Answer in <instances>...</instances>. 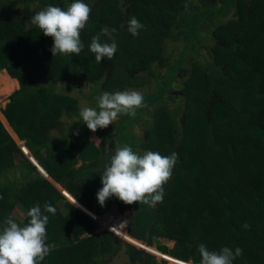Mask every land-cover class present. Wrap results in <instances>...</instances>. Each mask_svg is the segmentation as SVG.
Returning <instances> with one entry per match:
<instances>
[{"label":"trees","instance_id":"16d2710c","mask_svg":"<svg viewBox=\"0 0 264 264\" xmlns=\"http://www.w3.org/2000/svg\"><path fill=\"white\" fill-rule=\"evenodd\" d=\"M90 1L83 0L92 9L80 33L84 49L79 56L53 57V39L31 18L48 5L66 10L74 0H0V72L7 73H0V93L12 94L0 111V227L15 204L26 214L37 203L42 211L48 203L56 210L45 213L46 243L52 251L40 264H103L123 244L108 232L92 235L96 225L54 187L59 186L89 212L101 215L111 206L119 212L133 210L136 227L131 232L141 226L145 235L152 221L148 244L152 238L173 243L169 250L158 246L173 259L186 262L192 251L199 264L203 243L210 251L241 248L243 254L233 264H264V0H250L248 6L244 0H131L126 20L123 0ZM231 12L235 15L221 22ZM131 16L145 26L136 37L127 31ZM123 23L125 28L118 29ZM103 26L116 29L118 50L113 60L97 63L89 45ZM100 39L111 42L106 36ZM200 39L213 41L207 46L210 62L182 67L202 46ZM166 40L182 44L169 62L161 59ZM155 60L164 66L157 77L150 69ZM84 85L90 93L82 98L97 110L102 92L143 93L147 107L134 118L120 115L113 126L117 147L111 130L93 133L83 123L70 94L80 93ZM62 118L69 122L61 123ZM178 118L183 127H177ZM142 122L145 129L137 139L132 130ZM58 127L60 139L55 138ZM90 132L100 139L98 146L89 141ZM106 141L110 150L103 151ZM124 144L141 154H177L163 201L125 206L111 197L97 209L96 193L111 149ZM29 219L25 215L19 224Z\"/></svg>","mask_w":264,"mask_h":264},{"label":"clouds","instance_id":"9594fccd","mask_svg":"<svg viewBox=\"0 0 264 264\" xmlns=\"http://www.w3.org/2000/svg\"><path fill=\"white\" fill-rule=\"evenodd\" d=\"M91 11L90 5L84 3L83 0H74L66 10L58 6H46L34 13L31 22L46 37L53 39V45L50 48L53 57L58 54L79 56L84 49L80 33L87 25ZM144 27L135 16H131L127 23V31L133 37L138 36L140 30ZM115 31L114 28L110 29L103 26L100 33L91 38L89 51L95 54L97 63H101L104 58L109 61L113 60L118 50L113 37ZM101 36L109 37L111 42H101ZM97 102L99 110L85 106L79 111L83 123L93 133L98 129H105L112 125L120 115H128L134 118L138 109L147 107L143 93L138 90H124L113 93L105 91L97 97ZM95 141H99V138H96ZM21 152L23 153L22 150ZM177 162L178 156L175 152L167 156L153 151H145L141 154L134 151L128 144L118 147L115 154L110 157V162L105 165L102 171L100 181L102 187L96 193L98 203L103 206L107 199L114 196L128 205L138 202L155 206L163 201L165 195L163 186L171 179ZM112 207L101 215L95 212L92 213L103 220L107 215H110ZM55 211V208L48 203L44 205L42 211L41 206L37 203L27 211L26 215L30 219L23 226L17 223L12 216L5 219L3 227H0V264H40L52 251V247L46 243V226L49 217L45 213L55 214ZM128 213V210L123 212L118 210V214L124 220L120 222L114 220L117 227L110 225L109 219L106 220V224L118 232H125V235L134 240L135 238L131 236L130 230L128 231L129 221L131 220L128 218ZM88 219L96 225V229L100 228L102 230L101 233L108 232L119 241L121 240L123 246L118 247L117 252L112 257H115L122 247L127 249L125 246H128L135 250L129 251L127 249L128 254L131 255V264H143L141 260H144L147 256L152 257L153 260L166 262L148 254L141 248L127 243L107 227H101L100 223L94 219L90 217ZM139 243L152 248L148 241ZM198 250L201 257L199 264H233L235 258L243 254V250L239 247L234 252L228 247H223L219 251H210L203 243L199 245ZM134 252L140 253V256H136L135 260H133L132 255ZM110 259L111 256H108L101 261L106 264ZM185 264H196V261L192 259L186 261Z\"/></svg>","mask_w":264,"mask_h":264},{"label":"rangeland","instance_id":"374dc122","mask_svg":"<svg viewBox=\"0 0 264 264\" xmlns=\"http://www.w3.org/2000/svg\"><path fill=\"white\" fill-rule=\"evenodd\" d=\"M93 1H98V0H91L90 2H89V4H92L93 3ZM100 1V0H99ZM249 1L250 0H244V2L247 4V6L249 5ZM130 2H131V0H123V3H122V5H121V10H122V17H123V19H127V15H126V11H127V9L129 8V6H130ZM201 6H203V4H201ZM34 8L32 9V12H34ZM234 12V11H233ZM233 12H231L230 13V15H227L225 18H223V19H221V22H225L226 20H228L230 17H233L234 15H235V13H233ZM12 14H14V13H12ZM16 16L18 17V15L16 14ZM13 17H14V15H13ZM123 28H125V24L123 23V24H121V25H119L118 26V29H123ZM200 42H202V46L200 47L199 46V48H196V50H198L197 52L195 51V52H193V53H191V57L189 58H186V61L183 63V66L182 67H185L187 64H189V63H192V62H196V63H199V64H202V63H205V62H210V60H211V55H210V53H209V51H208V45L209 44H213V41L212 40H209V39H200ZM182 48V44L180 43V41H176V42H171L170 40H166L164 43H163V46H162V54H161V59L163 60V61H165V62H169V60H173L174 58H175V55L180 51V49ZM187 55H189V52L187 51ZM182 56H184V54H182ZM182 56L181 55H179V57L180 58H182ZM172 57V58H171ZM177 62V61H176ZM10 63L11 62H7V64H9L10 65ZM152 66L150 67V69L152 70V74L154 75V77H157V76H160L158 73H163L164 71H163V68H164V66H160V64H159V61H157V60H155V61H153L152 62V64H151ZM2 73H5V71L3 70V71H1ZM0 72V73H1ZM6 74V73H5ZM146 74V73H145ZM144 74V75H145ZM182 74V73H181ZM138 75H143V74H141V73H137V74H135V76H138ZM177 81H178V83L179 82H181V78H179L178 77V79H177ZM16 84V83H15ZM179 84H181V83H179ZM88 85V84H87ZM149 85H150V88L153 86V80L151 79V81H150V83H149ZM178 84L175 82V84H174V86L173 85H171V89H173V88H176V86H177ZM82 91L79 93V90H75L74 92H72L71 94H70V97H74V98H76L77 99V101H78V107H80V108H82V107H90L89 106V102L88 101H85L82 97L83 96H88L89 95V90H88V88H87V86L86 85H84V86H82ZM17 90V89H16ZM15 90V91H16ZM99 90H100V88H99ZM0 91H1V89H0ZM168 91V90H167ZM175 93H177L176 91H174ZM158 94H159V92L155 95V98L157 99V96H158ZM11 95V94H10ZM9 95V96H10ZM9 96H3V93H0V111L1 110H3L4 109V107L7 105V98L9 97ZM151 98V97H150ZM92 100L94 99L95 100V98L94 97H92L91 98ZM158 100V99H157ZM151 101V103H149V104H153V100H152V98L149 100V102ZM169 102H170V98H169ZM183 103V102H182ZM177 104V103H176ZM143 113H141L140 115H142ZM150 115V114H149ZM73 121H74V119H72ZM62 122L61 123H65V122H69V121H67L65 118H62V120H61ZM177 127H183L184 126V121H183V119L182 118H178L177 120ZM117 123V120L116 121H114L113 122V124L112 125H109L107 128H105V129H100V131L101 132H108V131H110L111 130V136H112V138H111V142L113 141V147L115 146V147H117V142H114V138H113V132H114V125ZM144 126H145V123L144 122H142V123H139V124H136L135 126H134V128H133V130H132V135L134 136V137H136L137 139H140L141 137H142V135H143V132H144ZM113 130V131H112ZM7 131V130H6ZM57 132H56V136H55V138L56 139H60L59 137H61L62 136V133H63V130L60 128V127H58V129L56 130ZM96 136L93 134V133H89L88 134V139H89V141L91 142V143H93L95 146H98L99 144H100V139H99V141H95L96 140ZM102 149H103V151L105 150V149H107V150H110L109 149V147H108V142L106 141L105 142V145L102 147ZM115 148H113V149H111V156L112 155H114L115 154ZM30 159H32V158H30ZM78 166H80V164L78 163L77 164V167ZM113 198H114V201L115 202H122L121 200H119L118 198H116V197H114L113 196ZM124 203V202H123ZM124 205L125 206H129L128 204H125L124 203ZM102 208V206L98 203L97 204V209H101ZM132 213H134L133 212V210H130L129 211V213H128V218L129 219H132L131 217H132ZM25 212L23 211V209H22V207L19 205V204H15V206L12 208V210H11V213L10 214H8V217L9 216H12V218L16 221V222H18V223H20V222H22L24 219H25ZM146 217V219H145V222H148V220H149V218H147V214H144ZM108 216V219H109V221L110 220H114V219H110L111 218V214L110 215H107ZM98 222L100 223V225H101V227H104V224L102 223L103 221H99L98 220ZM134 221H129V228H128V231L129 230H133L136 226L134 225V223H133ZM150 223H152V221L150 222ZM107 226H108V224H106ZM109 227V226H108ZM107 227V229H109V230H111V231H114V232H116V233H118V235H119V237L120 238H122V239H126L125 237H124V234L122 233V232H118L116 229H112L111 227L110 228H108ZM115 227H117V225H115ZM147 228H148V226L145 228V231L147 230ZM101 229L99 228H97L95 231H94V233L92 234V235H98V234H101ZM136 234L135 235H133V238H135L138 242H144V239H143V237H144V235H143V230H142V227L141 226H137V228H136ZM143 236V237H142ZM127 240H128V242H130L131 244L133 243V241L134 240H132L131 238H129V237H127ZM121 241V240H120ZM151 244H152V246H153V248H157L158 246H157V243L155 242V240L152 238V241L150 242ZM158 244H160V245H166L167 244V246L168 247H171V244H173V243H168V242H162V240H159L158 241ZM141 247H145L144 245H140ZM131 251H135V250H133V249H131ZM132 255H133V260H135L136 259V256H140V253H132ZM147 261H150L149 262V264L153 261V258L152 257H150V256H147ZM159 262H157L158 264H161V263H163L162 261H160V260H158ZM104 262V261H103ZM165 264H168V263H166L165 262Z\"/></svg>","mask_w":264,"mask_h":264},{"label":"crops","instance_id":"0c3cea01","mask_svg":"<svg viewBox=\"0 0 264 264\" xmlns=\"http://www.w3.org/2000/svg\"><path fill=\"white\" fill-rule=\"evenodd\" d=\"M15 83H16V89L18 90L19 89V86H18V84H17V82L15 81ZM16 90V91H17ZM29 156V155H28ZM29 157H31V156H29ZM44 173V172H43ZM46 175V174H45ZM45 175H43V176H45ZM45 177H47L46 179H48L50 182H53V181H51V179H49V177L46 175ZM55 187H57L58 188V190L63 194V196H64V198L67 200V201H69L73 206H75L79 211H81L82 213H84L85 215H87L88 217H90V218H92V219H94L95 221H97L98 222V220L101 222L102 220H101V218H98V217H96L92 212H89V211H87L84 207H82L79 203H77L73 198H71L65 191H63L59 186H55ZM67 195H66V194ZM106 220H108V217H105L104 219H103V224H104V227H106L107 225H106ZM130 233H131V236L133 237V235H135L136 234V232L134 231V232H131L130 231ZM124 234V233H123ZM124 237L126 238V239H123L124 241H126L127 243H129V244H131L130 242H128V240H127V235H125L124 234ZM144 239V238H143ZM135 241H133V243L131 244V245H133V246H135V247H137V248H141V249H143V250H146V249H148V250H153V251H155L157 254L155 255V254H152L151 253V255H153V256H155V257H157V259H163L164 261H166L168 264H185V262H183V261H179V260H176V259H173V258H170L168 255H162V254H160L161 252H160V250L158 249V247L155 249V248H153V246H152V244H151V246H152V248H146V246L145 247H141L140 245H142V244H140L139 242H137L136 241V239H134ZM159 240H162V242H165L166 240H164V239H156V243H157V246H163V247H165V248H167L168 250L169 249H171L172 247H173V244H171V247H168L167 246V244L166 245H160V244H158V241ZM167 242V241H166ZM142 243V242H141ZM168 243H171V242H168ZM160 252V253H158V252ZM115 254H113L112 256H114ZM111 256V257H112ZM190 256H192L191 254L188 256V258L190 257ZM193 257V256H192ZM188 258H187V261H188ZM96 262H98V261H96ZM156 262H159L158 260H156ZM151 264V263H150Z\"/></svg>","mask_w":264,"mask_h":264},{"label":"water","instance_id":"95a60500","mask_svg":"<svg viewBox=\"0 0 264 264\" xmlns=\"http://www.w3.org/2000/svg\"><path fill=\"white\" fill-rule=\"evenodd\" d=\"M0 117H2V115H1V113H0ZM3 118V117H2ZM0 122L2 123V121L0 120ZM3 124V123H2ZM5 128V127H4ZM8 132V131H7ZM9 134V133H8ZM12 138V137H11ZM13 140V139H12ZM15 143H16V141L15 140H13ZM18 141V140H17ZM22 144V143H21ZM16 145H17V143H16ZM18 146V145H17ZM22 146H23V144H22ZM26 156V155H25ZM26 158L32 163V165L34 166V168L43 176V174L41 173V170L39 169L40 167H39V165L36 163V165L31 161V159L29 158V157H27L26 156ZM45 179L47 178V177H45V176H43ZM50 179V178H49ZM48 180V179H47ZM49 181V180H48ZM52 181V180H51ZM50 182V181H49ZM51 183V182H50ZM53 186H54V182H52L51 183ZM55 187V186H54ZM56 188V187H55ZM60 192V191H59ZM61 193V192H60ZM62 194V193H61ZM63 195V194H62ZM75 207V206H74ZM151 225H152V223H150L149 225H148V228H147V230L145 231V235H144V242H147L148 241V238H149V230H150V227H151ZM191 255H192V251H191ZM193 259V257L192 256H190L189 258H188V261L189 260H192ZM108 261H110V260H108ZM107 261V262H108ZM110 264H131V255H129L128 254V251H127V249H125V248H121L120 250H119V252L116 254V256L115 257H111V263Z\"/></svg>","mask_w":264,"mask_h":264},{"label":"built area","instance_id":"2783aa9c","mask_svg":"<svg viewBox=\"0 0 264 264\" xmlns=\"http://www.w3.org/2000/svg\"><path fill=\"white\" fill-rule=\"evenodd\" d=\"M110 214H111V218L114 219L116 222H120L123 221L124 219L122 217H120V215L118 214V209L117 207L113 206L110 209ZM114 220H110V225H115Z\"/></svg>","mask_w":264,"mask_h":264},{"label":"bare ground","instance_id":"6f19581e","mask_svg":"<svg viewBox=\"0 0 264 264\" xmlns=\"http://www.w3.org/2000/svg\"><path fill=\"white\" fill-rule=\"evenodd\" d=\"M106 217H108V216H106ZM103 221V220H102ZM106 227H108V226H106ZM108 228H110V226L108 227ZM116 233V232H115ZM123 233V232H122ZM125 233V232H124ZM117 234V233H116ZM118 235V234H117ZM119 236V235H118ZM146 248H148V247H146ZM145 252H147L148 253V249H146V250H144Z\"/></svg>","mask_w":264,"mask_h":264},{"label":"flooded vegetation","instance_id":"af4514ba","mask_svg":"<svg viewBox=\"0 0 264 264\" xmlns=\"http://www.w3.org/2000/svg\"><path fill=\"white\" fill-rule=\"evenodd\" d=\"M111 263V259H110V261H108L106 264H110Z\"/></svg>","mask_w":264,"mask_h":264}]
</instances>
